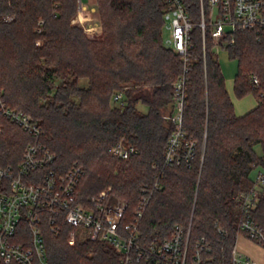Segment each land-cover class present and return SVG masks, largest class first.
Listing matches in <instances>:
<instances>
[{"label": "trees", "instance_id": "1", "mask_svg": "<svg viewBox=\"0 0 264 264\" xmlns=\"http://www.w3.org/2000/svg\"><path fill=\"white\" fill-rule=\"evenodd\" d=\"M183 1L194 24L184 108L187 137L196 142L190 165L165 163L175 130L174 84L184 73L181 56L164 42L165 0H96L103 29L95 37L73 22L78 0H0V90L8 106L42 127L39 142L55 154L59 173L82 167L81 202L111 188L108 203L127 202L125 223L142 188L157 184L140 224L141 243L168 239L180 225L190 231V254L202 237L210 243L203 264H234L237 197L252 186L253 168L264 164L255 151L260 144L264 152V40L254 30H236L220 42L239 62L235 95L257 100L239 115L210 26L203 40L201 0ZM121 139L137 148L125 160L111 154ZM35 141L0 115L1 166L18 164ZM254 217L264 227V196ZM71 229L46 231L50 264H121L105 241L78 235L69 243Z\"/></svg>", "mask_w": 264, "mask_h": 264}, {"label": "built area", "instance_id": "2", "mask_svg": "<svg viewBox=\"0 0 264 264\" xmlns=\"http://www.w3.org/2000/svg\"><path fill=\"white\" fill-rule=\"evenodd\" d=\"M165 2L164 32L169 34L164 35V42L181 56L184 63V73L174 84L177 109L175 130L168 139L165 163L190 165L196 153V142L187 137L184 108L194 24L183 0ZM207 4L208 13L201 0L199 25L204 41L207 26L211 27L210 34L218 48H222L220 42L226 43L228 34L236 30H254L257 39L264 40V0H207ZM82 6L80 0V12ZM252 79L258 83L257 76ZM114 98L120 100L122 93ZM0 115L36 138L26 147L18 164L0 165V264H50L45 233L49 230L59 235L64 224L72 227L69 232L71 238L80 234L112 245L122 257L121 264L142 261L153 264H203L202 252L210 249V243L202 237L196 243L195 252L190 254V231L187 234L180 225L175 226L168 239L155 238L146 245L141 243L140 224L157 184L151 189L147 185L142 188L132 218L123 223L127 202L108 203L111 188L91 196L86 204L81 202L77 188L84 175L82 167L75 164L66 172L59 173L54 167L55 154L39 142L42 127L30 115L8 106L2 90ZM134 153H137V148L125 139L111 148V154L119 159H128ZM255 167L259 169L252 186L237 197L241 211L238 234L245 233L264 247V227L254 217V211L264 196V164ZM233 261L234 264H257L254 259L242 256L236 246Z\"/></svg>", "mask_w": 264, "mask_h": 264}, {"label": "rangeland", "instance_id": "3", "mask_svg": "<svg viewBox=\"0 0 264 264\" xmlns=\"http://www.w3.org/2000/svg\"><path fill=\"white\" fill-rule=\"evenodd\" d=\"M78 1H79V5H80V0H78ZM82 1L84 3L82 6V11L80 12V8H79L75 19H77V17L79 15L81 16L82 13H83V17H86V18L89 17V19H86L84 22L76 21V24L83 27V29L85 30V32L89 36H91V37L99 36L102 33L103 27H102V23H101L100 14L98 12L97 2H96V0H95V2H94V0H82ZM86 5H88L87 6L88 8L86 7ZM215 13H216V11H215ZM73 22H74V20H73ZM166 34H169V32H164V30H163V35H166ZM218 58H219L220 65H221V71H222V73L226 79L227 89L231 95L232 100L235 103V106L237 108V112L241 113L242 111H245V108L243 107L244 105H240V104L241 103L245 104L248 101L250 102L252 99L251 96H253V98H255V96L250 94L251 96L247 95V96H244L242 98H238L235 95L234 90H233V82H234L236 73L238 72V69H239V62L237 59L230 58L229 53L225 48H218ZM86 83H87V80L81 81V85H86ZM141 109L143 111H146L147 107L142 105ZM255 151L259 155H264L262 146L260 144H257L255 146ZM258 169H259L258 167L253 168V170L251 172L252 180L256 177ZM78 235H80V234H78ZM78 235L76 234L74 236V238H71L70 236H68L69 243L74 244Z\"/></svg>", "mask_w": 264, "mask_h": 264}, {"label": "crops", "instance_id": "4", "mask_svg": "<svg viewBox=\"0 0 264 264\" xmlns=\"http://www.w3.org/2000/svg\"><path fill=\"white\" fill-rule=\"evenodd\" d=\"M87 6L88 5H86V7ZM86 19H89V17L87 18L81 17L80 15L77 17V21H80V22H84ZM251 98H252L251 101L250 102L248 101L249 103L247 102L245 104L244 103L240 104V105H244L243 107L245 108V111L238 113L237 108L235 106V111L237 114L239 115L244 114L250 109H252L253 107H255V105L257 104V101L255 98H253V96H251ZM236 247H237L238 252L241 253L242 256L254 259L257 262V264H264V247L260 246L259 244H257L256 242L248 238V236L245 233H240L237 235Z\"/></svg>", "mask_w": 264, "mask_h": 264}, {"label": "bare ground", "instance_id": "5", "mask_svg": "<svg viewBox=\"0 0 264 264\" xmlns=\"http://www.w3.org/2000/svg\"><path fill=\"white\" fill-rule=\"evenodd\" d=\"M81 16L83 17V13L81 14Z\"/></svg>", "mask_w": 264, "mask_h": 264}]
</instances>
